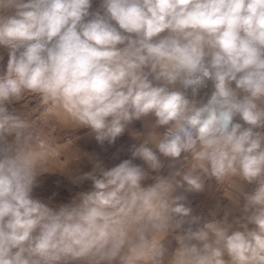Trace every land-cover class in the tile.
<instances>
[{
    "label": "clouds",
    "instance_id": "9594fccd",
    "mask_svg": "<svg viewBox=\"0 0 264 264\" xmlns=\"http://www.w3.org/2000/svg\"><path fill=\"white\" fill-rule=\"evenodd\" d=\"M91 6L0 0L9 57L0 73V264H264V0ZM208 81L207 102L188 97ZM28 94L100 144H114L133 121L155 123L133 134L131 159L95 161L80 177L91 188L53 210L32 194L51 142L12 107ZM182 153L183 167L142 186L149 172L136 158L158 173L161 157ZM229 177L254 185L234 184L242 215L232 223L192 215L186 193ZM174 232L169 251L163 241Z\"/></svg>",
    "mask_w": 264,
    "mask_h": 264
},
{
    "label": "crops",
    "instance_id": "0c3cea01",
    "mask_svg": "<svg viewBox=\"0 0 264 264\" xmlns=\"http://www.w3.org/2000/svg\"><path fill=\"white\" fill-rule=\"evenodd\" d=\"M100 4L101 0H92L90 11L100 10ZM0 56L3 57V59L0 60V73H2L8 62V50L0 47ZM12 107L19 110L23 119L36 113H43L54 123L58 140L55 147L48 154L43 163L42 170L47 172L42 174L48 173L49 175H63L66 178L71 179L72 185L76 184V181L79 179L80 183L78 184V187L81 191H86L91 188V181L84 184V181L89 180H80V177L84 173L92 170L93 163L95 161L102 162L105 167H112L124 159H131L129 149L133 143L137 142L134 139L133 134H147L148 131H150L149 126L155 123V117L151 115L146 119L133 121L130 125H128L124 134L116 139L114 144H109L107 141L100 144L96 141L90 128H77L62 108L45 105L41 102L38 96L28 94L23 101L13 105ZM161 130L162 128H158L155 131L157 133H162ZM158 138L159 135L157 134L154 139ZM188 155L190 156V154ZM181 157L176 170L181 166L183 167L184 160ZM167 160L168 158L161 157L163 167L158 173L151 171L148 168V165L139 158H136L133 161L135 164L141 166L145 171L149 172V178L142 181V186L147 187L152 185L154 177L163 176L164 171L170 170L169 165L166 162ZM225 189H227V186Z\"/></svg>",
    "mask_w": 264,
    "mask_h": 264
},
{
    "label": "rangeland",
    "instance_id": "374dc122",
    "mask_svg": "<svg viewBox=\"0 0 264 264\" xmlns=\"http://www.w3.org/2000/svg\"><path fill=\"white\" fill-rule=\"evenodd\" d=\"M236 122L243 123L239 117H236ZM58 140V138H57ZM170 170L164 171L162 177H167L169 174L176 170L179 165V160L172 161L168 158L166 161ZM153 178V184L155 183ZM90 181H84V184ZM240 184L245 192H250L254 185L245 181H240L238 178L229 177L222 183H218L214 178L205 182V188L201 192L186 193V204L192 210V215H199L203 217L204 222L221 221L227 215L229 223H232L235 219L242 215V207L245 203L243 197H240L238 203L234 199L238 196L235 192L234 184ZM72 185L70 178L60 175H49L48 173L40 175L36 178L35 186L33 188V196L53 210H57L62 204H68L72 201L73 197L77 193L81 192L78 184ZM232 184V185H229ZM227 186V189H225ZM229 189V190H228ZM181 193L183 189L179 190ZM187 227V224L184 225ZM177 233L168 234L163 243L169 251L174 250L178 245L175 240ZM193 243H198L193 241Z\"/></svg>",
    "mask_w": 264,
    "mask_h": 264
},
{
    "label": "built area",
    "instance_id": "2783aa9c",
    "mask_svg": "<svg viewBox=\"0 0 264 264\" xmlns=\"http://www.w3.org/2000/svg\"><path fill=\"white\" fill-rule=\"evenodd\" d=\"M212 90H213L212 82L208 81L206 86L201 88L195 97H193L190 89L187 91V95L190 99H193V98L200 99L203 102H207V99L211 95ZM25 119L28 120L29 122L35 121L42 136L51 142L52 149H53L57 143V133H56V127L54 123L43 113H36ZM163 131L164 129L162 128L161 132ZM186 156H189V155L187 153H184L182 154L181 158L184 160Z\"/></svg>",
    "mask_w": 264,
    "mask_h": 264
}]
</instances>
